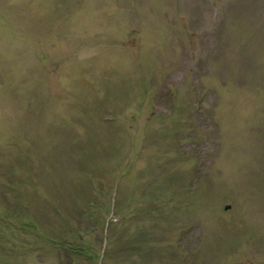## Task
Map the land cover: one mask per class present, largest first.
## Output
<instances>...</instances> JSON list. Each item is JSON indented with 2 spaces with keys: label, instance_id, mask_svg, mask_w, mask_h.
<instances>
[{
  "label": "rangeland",
  "instance_id": "obj_1",
  "mask_svg": "<svg viewBox=\"0 0 264 264\" xmlns=\"http://www.w3.org/2000/svg\"><path fill=\"white\" fill-rule=\"evenodd\" d=\"M0 264H264V0H0Z\"/></svg>",
  "mask_w": 264,
  "mask_h": 264
}]
</instances>
